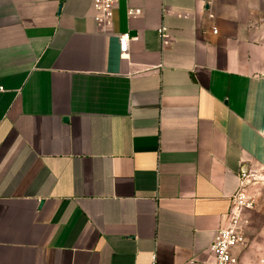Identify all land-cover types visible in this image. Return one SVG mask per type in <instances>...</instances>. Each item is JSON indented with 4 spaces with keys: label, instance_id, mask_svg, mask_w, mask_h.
<instances>
[{
    "label": "crops",
    "instance_id": "1",
    "mask_svg": "<svg viewBox=\"0 0 264 264\" xmlns=\"http://www.w3.org/2000/svg\"><path fill=\"white\" fill-rule=\"evenodd\" d=\"M243 180L264 218V0H0V264H215Z\"/></svg>",
    "mask_w": 264,
    "mask_h": 264
},
{
    "label": "built area",
    "instance_id": "2",
    "mask_svg": "<svg viewBox=\"0 0 264 264\" xmlns=\"http://www.w3.org/2000/svg\"><path fill=\"white\" fill-rule=\"evenodd\" d=\"M208 4L211 0H202ZM118 0H92L93 8L96 12V20L102 23L108 18L115 8ZM159 35L162 40L168 38L166 29L162 27L159 30ZM130 34L125 33L119 37L120 50L126 53ZM245 178V175H243ZM244 180L241 184V189L232 197V208L229 212L226 225L219 229L214 237L213 243L208 249L209 254L214 258L215 264H237V260L232 255V248L243 243L245 235L241 228L242 212L246 208H251L254 201L249 199L244 193ZM152 264H156L155 260Z\"/></svg>",
    "mask_w": 264,
    "mask_h": 264
},
{
    "label": "rangeland",
    "instance_id": "3",
    "mask_svg": "<svg viewBox=\"0 0 264 264\" xmlns=\"http://www.w3.org/2000/svg\"><path fill=\"white\" fill-rule=\"evenodd\" d=\"M251 180H252V182H254L255 181L254 177H252ZM249 199H251V198H249ZM252 201H254V200H252ZM247 210H249V211H247ZM258 210H259L258 205L254 201V204L252 205L251 208H249V209L245 208L242 212V219H243L244 215H245V219H243V223L241 222V228L245 229L246 234L248 236L249 235L250 236L257 235L260 233V227L262 226L261 224L263 223L264 218L257 215V214L249 213L251 211L254 212V211H258Z\"/></svg>",
    "mask_w": 264,
    "mask_h": 264
},
{
    "label": "water",
    "instance_id": "4",
    "mask_svg": "<svg viewBox=\"0 0 264 264\" xmlns=\"http://www.w3.org/2000/svg\"><path fill=\"white\" fill-rule=\"evenodd\" d=\"M133 35V33H131Z\"/></svg>",
    "mask_w": 264,
    "mask_h": 264
}]
</instances>
